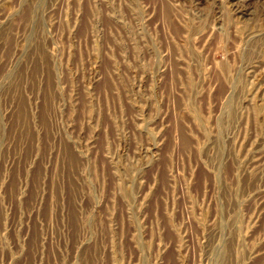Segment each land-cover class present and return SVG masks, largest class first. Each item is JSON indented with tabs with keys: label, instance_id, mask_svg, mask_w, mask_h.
<instances>
[{
	"label": "rangeland",
	"instance_id": "1",
	"mask_svg": "<svg viewBox=\"0 0 264 264\" xmlns=\"http://www.w3.org/2000/svg\"><path fill=\"white\" fill-rule=\"evenodd\" d=\"M0 264H264V0H0Z\"/></svg>",
	"mask_w": 264,
	"mask_h": 264
}]
</instances>
